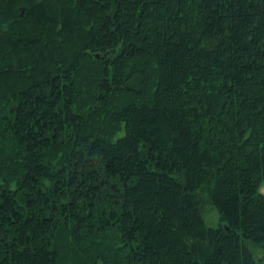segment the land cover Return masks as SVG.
Masks as SVG:
<instances>
[{"label":"trees","instance_id":"trees-1","mask_svg":"<svg viewBox=\"0 0 264 264\" xmlns=\"http://www.w3.org/2000/svg\"><path fill=\"white\" fill-rule=\"evenodd\" d=\"M263 188L264 0H0V264H264Z\"/></svg>","mask_w":264,"mask_h":264},{"label":"rangeland","instance_id":"rangeland-1","mask_svg":"<svg viewBox=\"0 0 264 264\" xmlns=\"http://www.w3.org/2000/svg\"><path fill=\"white\" fill-rule=\"evenodd\" d=\"M264 190V188H263ZM217 211L215 210V208H208L206 213H205V220H207L208 224L214 225V223L217 222Z\"/></svg>","mask_w":264,"mask_h":264},{"label":"water","instance_id":"water-1","mask_svg":"<svg viewBox=\"0 0 264 264\" xmlns=\"http://www.w3.org/2000/svg\"><path fill=\"white\" fill-rule=\"evenodd\" d=\"M98 56V54H96Z\"/></svg>","mask_w":264,"mask_h":264}]
</instances>
